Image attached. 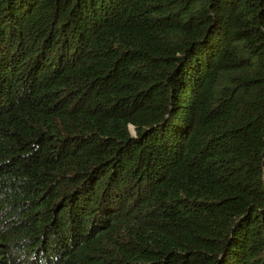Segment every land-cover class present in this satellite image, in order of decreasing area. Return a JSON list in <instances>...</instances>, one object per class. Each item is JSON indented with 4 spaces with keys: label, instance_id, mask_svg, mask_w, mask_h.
Wrapping results in <instances>:
<instances>
[{
    "label": "trees",
    "instance_id": "16d2710c",
    "mask_svg": "<svg viewBox=\"0 0 264 264\" xmlns=\"http://www.w3.org/2000/svg\"><path fill=\"white\" fill-rule=\"evenodd\" d=\"M0 264H264V0H0Z\"/></svg>",
    "mask_w": 264,
    "mask_h": 264
}]
</instances>
